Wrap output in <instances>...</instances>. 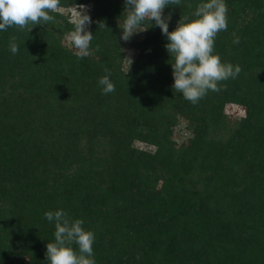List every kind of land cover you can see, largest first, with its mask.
<instances>
[{"label": "trees", "instance_id": "obj_1", "mask_svg": "<svg viewBox=\"0 0 264 264\" xmlns=\"http://www.w3.org/2000/svg\"><path fill=\"white\" fill-rule=\"evenodd\" d=\"M202 2L166 7L169 31ZM225 3L214 54L242 71L196 105L174 93L154 21L128 44L137 55L125 65V0H60L92 6L83 59L65 43L74 24L61 12L0 31V264H47L55 224L44 213L61 209L94 233L96 264H264V0ZM182 118L193 136L179 147Z\"/></svg>", "mask_w": 264, "mask_h": 264}, {"label": "clouds", "instance_id": "obj_2", "mask_svg": "<svg viewBox=\"0 0 264 264\" xmlns=\"http://www.w3.org/2000/svg\"><path fill=\"white\" fill-rule=\"evenodd\" d=\"M180 3L181 0H125L126 17L119 27L122 30L121 39L127 42L134 34L146 30L142 28L146 20L155 22V26L167 37L164 47L172 60V89L196 105L209 91L219 93L224 90L226 84L222 85V82L237 78L242 68L223 63L219 55L214 54L215 37L228 28L225 0H206L198 4L193 13L195 19L184 22L182 17L175 30L169 31L171 13L165 17L164 9L170 5L179 6ZM59 9L60 0H0V31H7L9 27L25 30L29 25H47L55 21V16L50 13ZM91 22L90 16L81 14L67 37L77 50L78 59L89 54L93 33L85 29ZM102 27L104 24L99 23V28ZM15 41V36L9 39V50L13 55L19 52ZM233 43L239 44V39ZM98 84L104 95L115 91L109 75L101 77ZM44 217L55 224V241L46 245L47 264H96L93 250L95 235L82 227V219H70L63 209L46 211ZM73 244L78 250L72 247Z\"/></svg>", "mask_w": 264, "mask_h": 264}, {"label": "rangeland", "instance_id": "obj_3", "mask_svg": "<svg viewBox=\"0 0 264 264\" xmlns=\"http://www.w3.org/2000/svg\"><path fill=\"white\" fill-rule=\"evenodd\" d=\"M57 12H61L65 17H67L71 23L75 24V22L80 18L81 14H86L90 16L92 19V6L91 5H76L68 8L60 7V9ZM90 24L86 25V31H89ZM145 29V28H143ZM69 34L65 35L64 40L67 45L70 47L71 44L69 40L67 39ZM145 36V31L139 32L138 34H134L129 41L125 42L123 41V44H125V50H126V66L131 64L136 55L137 51L135 49H132L128 44H130L134 38L142 39ZM73 48V47H72ZM76 50V49H75ZM77 51V50H76ZM227 114L231 120H237L235 118H238V116L243 115V110L239 105H228L227 107ZM193 136L192 129L190 127L189 121L187 119H180L178 125L174 128V132L172 135V139L177 144V146L186 145L189 143L190 139ZM136 147L144 150H148L150 152H154L156 150L155 146L145 144L142 142H137Z\"/></svg>", "mask_w": 264, "mask_h": 264}]
</instances>
